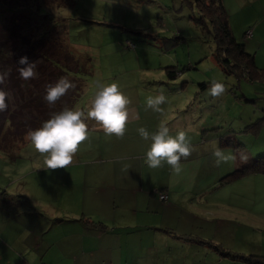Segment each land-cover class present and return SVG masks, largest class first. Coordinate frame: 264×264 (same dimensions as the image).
Listing matches in <instances>:
<instances>
[{"label": "rangeland", "instance_id": "1", "mask_svg": "<svg viewBox=\"0 0 264 264\" xmlns=\"http://www.w3.org/2000/svg\"><path fill=\"white\" fill-rule=\"evenodd\" d=\"M39 1L49 3V6L53 3V0H35V3ZM204 1L209 3V0H69L66 6L52 9L51 16L59 21L63 19L62 25L73 49L89 58L90 71L84 77L82 94L72 107H79L86 114L97 83L112 81L118 82L130 97V105L138 103L134 106L139 107L146 105L147 96L161 89L168 97L164 105L177 104L182 100H188L187 103L190 101L194 105L201 103L202 98L208 102L211 99L220 102L221 95L214 97L208 91L212 81L219 80L226 85L222 94L225 104L234 108L245 103L255 106L256 120L248 126L253 127L256 123L258 132L259 122L264 119V114L261 116L259 112L264 104V77L250 81L242 73L239 75L231 53L228 65L221 66L214 39L217 17L212 10L201 8ZM224 2L228 7L226 18L233 37L244 45L246 53L254 57V70H264V0H222L225 7ZM238 3L240 5L237 6ZM28 21L32 19L27 17ZM256 23L262 25L259 28L253 27ZM21 28L26 33L37 30L33 23H27V26ZM245 29H251L254 35L246 37ZM47 38L42 43L37 40L38 43L33 44H41L34 50L36 53L45 48L39 59L32 58L31 54L22 49L1 48L0 67L7 66L19 75L18 70L24 66L19 64V58L27 53L29 61L36 62V74L33 76L35 81L40 80L44 70H53L64 76L60 68L56 71L59 66L43 59L52 53L65 64L68 63L69 70L65 72L67 75L74 74L76 66L66 56L65 50L57 51L55 48L57 44L62 45L59 39L61 36L51 33ZM219 54L226 56L224 52ZM241 56L239 57L247 65L249 74H252L249 69L252 64ZM49 64L51 67H48ZM168 67L173 68V77L167 75ZM55 79L56 77L53 81ZM20 81L19 86L5 90L9 96V108L18 116L21 107L24 122L37 120L34 113L38 106L33 102L27 106V80L21 77ZM40 84L29 85V88L40 92L38 88L44 87L41 82ZM245 97L250 100L246 101ZM223 113L234 117L227 119L222 125L225 124V128L240 134L244 129H239L237 118L243 112ZM11 115L10 113V118ZM16 115L5 120L2 126L4 133L7 130L12 134L19 131L15 128ZM213 115L218 117L220 112ZM18 118L19 121L23 120L21 115ZM261 123L263 125L264 121ZM95 124V121H89V128ZM24 132L23 142L18 143L17 147L9 152L0 150V188L11 195L20 193L30 196L31 213L36 209L50 215L47 220L41 219L46 226L39 235L42 237L39 238L41 247L50 244L53 246L46 255L48 260L62 261L59 264H79L72 257L73 254L80 260H90L86 264H255V259L264 260L263 181L257 180L256 193L237 194L234 185L242 175L237 177L239 179H231L226 173L217 174L209 165L204 170L206 161H203L200 173L193 176L196 182L184 185L185 189L172 191L169 186L162 187V183L168 178L165 165L162 164L161 169L156 172L157 168L147 165L145 153L141 155L138 148L130 149L128 153L134 154L138 161L143 160L144 165L150 169H144L143 177L144 185L149 187L137 191L99 193L100 199L109 204L113 211L110 217L101 213L102 220L109 224L105 226H112L115 222L133 227L128 232L103 235L100 240L95 241L96 236L90 242V246L94 244L95 249H98L95 254H78L79 242L71 239L68 241L67 236L62 235H77L74 234V219L86 217L97 220L100 213H95L96 219L89 217L87 213L72 214L77 212L74 206L79 200L80 210L84 193L96 192L81 183L76 171L83 173L85 170L104 166L103 161L87 160L103 156L100 151L103 149V142L106 143L104 140L107 139V134L101 130H91L89 137L78 147L84 157L74 155L72 163L66 167L48 169L44 163L45 154L38 153L32 147L28 132ZM199 137L201 138V133ZM137 138L139 145L140 138L134 134V130L129 129H125L122 136L128 142ZM257 140L264 146V134L259 135ZM89 144L94 145V153L90 156L84 152V147L89 148ZM198 152L199 155L202 154L200 150ZM74 161L80 163L75 164ZM70 169L72 172H69ZM201 180L207 184L201 186ZM75 182H78V186L82 184L76 196L71 188ZM55 184L58 188L54 190L43 189L44 186ZM159 193H166V198L161 200ZM38 194L40 196L37 199ZM130 195H134L133 198ZM94 199L98 197L94 195ZM112 200H115V205H111ZM2 201L5 200L0 199V206H8L7 202ZM235 201L243 204L244 208L238 209ZM85 204L89 205L85 207L86 212L94 210L88 202ZM4 213L5 210L0 208V225H5V231H0V264H27L28 257L24 256H28L27 244L31 241H27V235H9L6 228L13 223ZM15 226H22V221H17ZM144 227L148 230H137ZM67 243L68 252L62 249L67 247Z\"/></svg>", "mask_w": 264, "mask_h": 264}, {"label": "crops", "instance_id": "2", "mask_svg": "<svg viewBox=\"0 0 264 264\" xmlns=\"http://www.w3.org/2000/svg\"><path fill=\"white\" fill-rule=\"evenodd\" d=\"M227 12V4L224 2ZM240 3L237 4V6ZM224 6V5H223ZM224 7V8H225ZM228 16V15H227ZM248 24H245L247 26ZM262 23H256L253 27L259 28ZM247 30V29H245ZM244 30V31H245ZM252 32V36H253ZM220 102H215L213 99L208 100L202 98L201 103L194 104L187 103L188 100H182L180 103L177 104H169L162 106V112H155L151 108L143 105L141 107L134 106L137 104L129 105V117L126 123V129L134 130V134L141 140V144L139 143L138 138L133 142L124 141L122 136H116L114 134L109 135L107 134L106 141L103 142V149L100 151V154L103 156H94L89 158L87 161H103L104 166L99 169H92V170H85L83 173H79L76 171V176L80 178L81 183L85 184L90 190L96 192H88L84 193V197L82 198V206L80 207V200L75 202V211L72 214H80L87 213L89 217L95 218V213H100L99 217L95 221H99V227L109 225L105 224L104 220H102L101 213L110 217L112 214V209L109 208V204H107L104 200L102 201L99 197V193H109V192H122V191H137L139 189L144 190L145 186L143 182L144 177V169L150 170L148 166L144 165L143 160L138 161L134 154L128 153V150H135L136 148L139 149V153L141 155L146 153L151 141L142 138L138 132V128L140 126H144L150 132H153L157 129L158 124L161 120H166L169 124V128L173 134L179 129H184L188 132V135L191 137V144H192V151L186 158H181L182 164V172L177 175L172 172L170 169L171 166L167 163H163L164 167L168 171V178L162 183L164 186H169L172 191H178L184 188V185L189 183L196 182V178L193 177L200 173V168L203 161H206L204 166V170L209 167L214 168V171L217 174L222 173H230L232 170L244 167L249 165L255 161L259 156L264 155V146L258 142V137L261 134H264V124L262 125L263 119H261L264 111V104L262 105V111L259 109L260 112V119L257 132V124L255 123L253 127H249L248 125L251 122H254V114L256 112L255 106H250V104H240L238 107L234 108L231 105L225 104L223 100V95ZM249 100V99H247ZM139 102V99L137 100ZM224 104V106H223ZM193 105V106H192ZM192 106V107H191ZM224 111L230 112H243L240 116H238V124H240L239 129L242 128L244 130L240 131V134L232 131V129L225 128L222 123L227 121V119L233 118L234 116H230L229 114L224 115ZM220 112V116L215 117L213 114ZM216 123V125H215ZM221 125V126H220ZM242 125V127H241ZM219 127L222 129L219 130ZM217 128L218 130H216ZM91 130H101L103 131L97 124L91 126ZM201 133V138L199 137ZM203 139V140H202ZM90 147H84V152L89 153V156L94 153L93 151V144H89ZM220 147L225 153H230L234 155V159H230L226 162H221L217 164L216 157L213 155L214 150ZM255 147H260L255 148ZM86 148V150H85ZM198 150L202 152L199 155ZM127 151V152H126ZM244 154L246 159H241V154ZM78 158L84 157L82 152L78 149L77 152L74 154ZM199 158V160H198ZM75 164H79L80 161H74ZM161 169L157 167L156 172ZM203 171V169H202ZM69 172H72L71 169ZM240 178V179H239ZM237 183H235L234 188L237 194H242L246 192H253L256 193V183L257 180L264 182V172H255V171H248L241 177H239ZM60 180V178H57ZM81 184V186H82ZM207 183H202L201 186L206 185ZM81 186H78V182L73 183L71 186L73 195L76 196L78 190H81ZM58 188V185L55 184L54 186H44L43 189L46 191H51ZM43 190V191H44ZM193 192V189L191 190ZM168 193V192H167ZM196 194V191H194ZM94 195L98 197V199H94ZM26 196V200L22 202L16 203L10 208L8 206L2 205L1 209H4L6 214L13 225H8L6 228L8 230L9 235H27V241H31L27 244V264H39L41 262H45L47 264H59L62 261L54 260L50 261L46 258L48 251L53 248V246L47 245L45 247H41V235L43 233L42 229L46 226L41 219L49 218L46 212L36 211L31 213L29 209L32 207L30 206V196ZM38 196L36 197L38 199ZM134 195H130V198H133ZM29 197V198H28ZM47 198V194H46ZM169 199V194H168ZM89 203L93 206L94 210H89L86 212L85 207H89ZM237 203L238 209H243L244 205L235 201ZM115 200L111 201V205H115ZM157 204L158 198H157ZM112 207V206H111ZM131 207V206H130ZM113 208V207H112ZM100 212H99V210ZM39 219H36V218ZM93 220V219H91ZM89 218L81 217L79 219L73 220V226L75 228L74 234L77 235H62L67 236L66 238L71 239L73 242L78 241L77 244L78 254H86L93 255L95 251L94 244L90 246V242L97 236L96 240H100L103 235H110L116 233H125L133 227L128 224H114L112 226H105L104 228H95L91 227L92 223ZM17 221H22V226L17 228L15 223ZM36 222V223H35ZM104 222V223H103ZM46 229V228H45ZM137 229V228H136ZM5 231V225H0V231ZM97 230L99 232L97 233ZM137 230H148L146 227L139 228ZM3 231V232H4ZM171 233V230H169ZM99 234V235H96ZM49 238H51L49 236ZM34 241V243H33ZM72 245H75L72 243ZM41 247V248H40ZM67 250L68 252V243L66 248H62ZM15 254V252H13ZM67 255V253H66ZM73 254L72 257L75 260H78L79 264H86L88 261H83L78 259V257ZM67 264V262H65ZM100 264V263H99Z\"/></svg>", "mask_w": 264, "mask_h": 264}, {"label": "trees", "instance_id": "3", "mask_svg": "<svg viewBox=\"0 0 264 264\" xmlns=\"http://www.w3.org/2000/svg\"><path fill=\"white\" fill-rule=\"evenodd\" d=\"M198 1V0H197ZM69 0H53V3H46V2H37L35 0H0V49H15V50H25L29 54L32 55V58L39 59L41 58V54L44 52V49L39 50L38 53L34 52L35 49L39 48V45H33L34 43H42L43 40H47L48 34H56L60 35L61 44H57L55 48L57 51L65 50L66 56L70 58V60L75 64L76 71L72 75H67L65 72L69 70L68 63L65 64L62 59H58L54 57L52 53L47 54L43 57L44 60L54 62L57 66L56 71L63 70L65 77L72 81L73 87L69 88L66 93L59 97L55 102L49 104L45 99L46 88L49 84H54L61 77V73H57L53 70L49 71H42L44 75H41L39 81H35L33 77L27 78V106L31 105L33 102L35 105L38 106L37 111L34 113L37 116V120H27L24 122L25 116L21 113L22 108L20 107L18 116L12 113V110L9 108V96L6 97V102L8 107L4 111H0V150L4 152H9L13 148L17 147L18 143L23 142V136L26 134L24 131L29 132L31 129H35L41 126V123L54 113L58 112L64 107H72V104L78 100L80 95L82 94L85 82L84 77L89 73V58L87 56L80 55L76 50L73 49L72 45H70L64 26L62 25V21L58 20V18L51 16L50 11L54 8H60L66 6ZM201 7L204 10H212L215 12L217 17V24L215 27V34L214 39L217 44V54H218V61L221 66L225 67L229 63V58L231 53L232 58L235 61V65L238 67V74L246 77L248 80H256V79H263L264 77V70H260V72H256L254 57L246 53L244 51V45L241 42H238L232 35V30L230 29V24L227 21V13L223 6L222 0H209V3L204 1V4H201ZM27 17L29 20L32 21L27 22ZM28 24L33 23L35 30L33 32H24V29L21 27L27 26ZM49 27H48V26ZM38 40V42H37ZM50 47V46H49ZM226 56H220L219 53H223ZM246 57L248 59L247 63L252 64L249 68L252 70V74H249V70H247V65L243 64L242 58ZM27 56V53H26ZM8 64V63H7ZM88 65V66H87ZM48 67H51L49 64ZM173 68L168 67L166 69V73L169 77H173ZM19 71V75H16L15 72L11 71L7 66L2 65L0 67V73L6 72L7 75L5 76L4 80L0 82V89L4 91L10 87L15 85L19 86L22 81H20L22 75ZM41 73V74H42ZM56 77L55 81L53 79ZM53 81V82H52ZM40 82L43 84V88H38L40 92H34L30 90L29 85L38 84L41 85ZM246 101L248 98L245 97ZM75 104V103H74ZM34 110H32L33 114ZM264 112V111H263ZM8 113V115H5ZM10 113L11 118H14L15 115L17 117L15 121V128L19 129L17 133H11L9 130L8 132L4 133L2 130V126L6 119H11L9 117ZM31 114V112H30ZM31 114V115H32ZM264 114V113H263ZM22 116L23 120L19 121V116ZM264 121V119H263ZM259 162L255 161L249 165H246L241 168L234 169L230 172L228 177L231 179H235L241 175H244L248 171H255V172H264V156L259 157ZM15 196V197H12ZM16 200H13V199ZM0 199H4L7 202L8 207L10 208L16 203L22 202L26 200V196L24 194L17 193L15 195L8 194L4 189L0 188ZM2 205L0 206V208ZM6 212V211H5ZM7 213V212H6ZM92 226L97 228H104L105 226L99 227V221L91 220ZM245 261L251 262L249 259L244 258ZM255 264H264V260L255 259L253 260ZM42 264V262L40 263Z\"/></svg>", "mask_w": 264, "mask_h": 264}, {"label": "clouds", "instance_id": "4", "mask_svg": "<svg viewBox=\"0 0 264 264\" xmlns=\"http://www.w3.org/2000/svg\"><path fill=\"white\" fill-rule=\"evenodd\" d=\"M19 64L24 65L20 67L22 77L27 79L36 74V62L29 61L27 56H21ZM6 75V72L0 73V82ZM71 87L72 81L61 76L55 84L47 86L44 99L51 104ZM225 90L224 82L213 80L208 91L215 97L222 95ZM7 96L8 93L0 89V111L8 107ZM167 101L168 97L161 89L146 97V106L155 112H162V105ZM130 104V97L118 82H98L86 114L79 107H64L43 121L41 126L29 130L27 136L32 147L38 153L45 154L44 163L48 169L66 167L72 163L80 143L91 134L89 121H95L106 134L123 136ZM138 132L142 138L151 141L145 153L146 163L150 168L167 163L174 174L179 175L182 172L181 158L187 157L192 151L191 137L186 130L179 129L173 134L167 121L161 120L155 131L150 132L140 126ZM213 155L217 164L234 159L233 154L225 153L220 147L214 150ZM240 158L246 159L243 153Z\"/></svg>", "mask_w": 264, "mask_h": 264}, {"label": "built area", "instance_id": "5", "mask_svg": "<svg viewBox=\"0 0 264 264\" xmlns=\"http://www.w3.org/2000/svg\"><path fill=\"white\" fill-rule=\"evenodd\" d=\"M245 36L246 37H251L252 36V30L251 29H247L245 32ZM166 193H159V198L162 200L164 198H166Z\"/></svg>", "mask_w": 264, "mask_h": 264}]
</instances>
